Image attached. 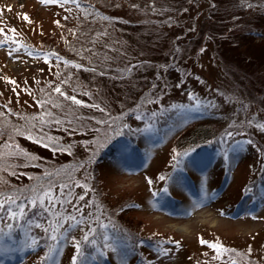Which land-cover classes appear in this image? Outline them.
Returning a JSON list of instances; mask_svg holds the SVG:
<instances>
[{"label": "rangeland", "instance_id": "1", "mask_svg": "<svg viewBox=\"0 0 264 264\" xmlns=\"http://www.w3.org/2000/svg\"><path fill=\"white\" fill-rule=\"evenodd\" d=\"M138 2L147 9L144 16L151 17L143 26L119 27L113 18L110 28L104 19L95 20L100 9L110 17L121 11L139 23L141 16L132 11ZM82 7L95 8L93 16L83 19ZM154 23H161L157 30ZM80 26L90 29L88 38H80ZM0 29V192L23 196L19 188L33 183L26 174L40 173L42 180L31 184L27 197L48 192L52 200L49 204L45 198L42 205L37 200L33 207L20 197L17 203L25 204L26 215L19 220L5 215L0 221V264H35L53 245V259L43 264H73L76 242L83 251V243L91 248L95 257H78L77 264H131L138 252L148 264H213L218 256L201 243L212 237L247 253L255 259L252 264H264V183L254 188L255 206L247 202L250 187L239 194L264 163V0H0ZM113 29L117 41L105 38ZM98 38L106 41L93 48ZM124 43L131 49L126 52L136 54L128 58L119 50ZM54 47L58 53L41 52ZM74 62L97 63L101 72L74 69ZM56 88L85 103L66 100ZM34 96L49 103L44 107L51 117L34 112ZM87 102L109 109L112 131L125 129L135 135L136 144L110 149L95 169L96 186L89 184V164L61 184L58 162L88 153V135L81 130L85 123L79 121L82 111L91 109ZM20 116L30 128L26 124L7 139L4 127L16 128L23 122ZM148 123L159 131L158 138ZM108 126L100 127L105 133ZM196 127L215 136L226 130L219 150L184 157L169 169L174 142ZM26 129L31 137L21 134ZM17 146L50 171L36 163L23 168L21 178L15 176L12 167L22 155ZM159 172L165 179L154 182ZM132 199L133 206H119ZM69 216L82 223L62 219ZM99 219L119 222L117 229L109 226L100 235ZM57 221L62 227L53 233ZM89 229L94 235L85 241ZM129 229L141 237L167 235L173 244L157 251L137 245L128 241ZM32 240L36 251L29 246Z\"/></svg>", "mask_w": 264, "mask_h": 264}, {"label": "trees", "instance_id": "2", "mask_svg": "<svg viewBox=\"0 0 264 264\" xmlns=\"http://www.w3.org/2000/svg\"><path fill=\"white\" fill-rule=\"evenodd\" d=\"M91 5V4H90ZM95 9V8H94ZM93 10L91 9H86L84 7H82V12H83V19H87L91 16H93L94 13H92ZM99 9V8H98ZM140 10V11H138ZM92 11V12H91ZM132 11H134L136 15L138 16H141V21L138 23H135V22H131V18L130 17H127L125 16L124 14H120V12H116V14L114 13V15H110L107 14V13H104L102 10H98L96 11L97 14L95 15L98 19H96L95 17V20H105V23L107 25L110 26V28H113L112 26V23H110L111 19H115L113 21V25H119L122 26V27H128V28H135V26H141L143 24V20L145 19H149L150 16L148 17H145L144 14H143V11L147 13V9L146 11L142 9L140 3L138 2L137 4H135L133 6V9ZM141 12V14H140ZM153 13L156 14V12L154 11ZM159 14L161 15L162 13L159 12ZM121 16V18H118L117 20V16ZM180 15V14H178ZM153 16V15H152ZM154 18H152V20H158L159 17H155L153 16ZM151 18V17H150ZM91 21V20H89ZM130 23H133V24H130ZM144 25V24H143ZM142 25V26H143ZM161 25V23H154V28L157 30V27ZM100 27H96V29H99ZM105 28H108L105 26ZM79 31H81L80 33V38L81 37H84V38H88V34H90V29H88L87 26H84V27H81L79 29H77ZM114 30V29H113ZM115 32V33H114ZM86 33V34H85ZM74 34H76L78 37V32H74ZM109 35V36H108ZM116 35H118L117 33V30H114L113 32H111V35L110 33L109 34H106L107 37L105 38H110V40H115L117 41V37H115ZM105 38H98L100 40H98L99 42L96 43L97 46H93V48H102V44L103 42L106 41ZM79 40V39H77ZM109 41V39H107ZM102 42V43H101ZM121 42V41H119ZM122 43V42H121ZM125 49H130V47L124 43V47L122 48L121 45L119 44V50L125 52L127 54V57L130 58L131 55H135V54H130L129 52H126ZM44 50H47L48 52L50 50H52L53 52H57V49L54 47V48H45V49H41V52ZM131 50V49H130ZM49 54V53H48ZM50 55V54H49ZM83 57V56H82ZM85 68V70H90L92 71V73H96L98 74L99 72H101V69H99V65L96 63H93V66H86V65H81L77 62H74V69L76 68ZM98 68V69H97ZM101 68V67H100ZM35 95V94H34ZM39 97V94L36 95ZM35 97V101H37V110H34V112L38 111V113L41 111L43 116L42 118L45 119V118H48V117H51L49 116L48 113V109L46 107V110H45V107L47 104L49 105V103H46V105L43 103L45 102H41L40 100H38V98ZM69 96H72L71 94ZM33 97V98H34ZM75 97V96H74ZM77 99V97H76ZM85 103V102H82V104ZM88 103V102H87ZM84 104V107L85 105ZM93 104V106L91 105ZM97 103H88V106L91 107L90 110L88 111H82V115H81V118L79 121L81 122H84L85 123V128H82L81 127V130H83L84 132H87V141H89V147L91 146H96L95 149L94 147H92V149L90 150L89 152V147L87 148L88 150V153H81V154H72L71 157L67 160H60L58 162V166L56 167L57 171L56 172H59L60 174V179L57 178V182L61 183L62 184V181H64L67 176H69L71 173H73L74 171H77V170H80L82 168V166H84V168L86 169L87 165L89 164L90 167H91V174L93 173L92 177L89 179V184H92V185H95L96 186V180L97 178L95 177L96 176V168H97V165L99 163H101V161L103 160V157H105L107 155V153L110 151V149L112 147H115L118 143H121V144H136V137L135 135L129 133L128 131H123L122 134H115L112 130L115 129V128H111L113 125L110 124V120H106V117L111 114L112 112L107 109L106 111H103L102 110V107L101 109L99 110L98 109V106H96ZM87 108V106H86ZM100 108V107H99ZM45 111V112H44ZM103 111V112H102ZM40 112V113H41ZM44 112V113H43ZM100 112V113H99ZM37 113V114H38ZM106 114L105 115V118H101L100 117V114ZM77 116H80V115H77ZM140 117L142 118V115L140 113ZM101 118V119H100ZM20 120L23 121L20 125L19 124H16L18 126H16V128H8V127H4V135L7 137H9L10 134H18L20 132L18 131H21V127L22 126H26L27 122L24 120V117L23 116H20ZM105 120V121H104ZM78 121V120H77ZM107 122V124H109V126L107 127L108 130L105 131V133L103 132L104 130L101 129L100 126H102L104 129H105V126H107V124L105 123ZM24 123V125H22ZM150 125V129H151V132L156 136V138H158L160 136L159 134V131L157 129L154 128V125L152 123H148ZM28 125V124H27ZM15 126V124H14ZM28 127L30 128V126L28 125ZM111 131H110V130ZM27 130V129H26ZM210 130V129H209ZM209 130L207 129H201V127H196L195 129H191L189 131H187L184 135V139L180 138V139H177L173 146H172V149H173V152H172V155L170 156L169 160L167 161L168 164L172 163V165L170 166L169 169H172L175 165V163L177 162H183V158L184 157H198V156H202L204 153H205V156L208 154V152H211L210 154H212L213 150H219V147L220 145L223 143V141L221 139H223L222 137L225 135L224 132H226V130H221L223 132H221L218 136H215L217 135L216 133L214 134V132H210ZM28 131V130H27ZM102 131V132H100ZM108 131V133H106ZM26 134L28 136L31 137V134L30 132H21V134ZM212 133V134H211ZM222 134V135H221ZM112 135V137H111ZM113 137H116L113 139ZM42 143L45 145H48L49 147L51 148H56L54 143L48 140H43ZM104 144V145H102ZM113 144V146H112ZM19 147L17 150L18 152H20V156L18 159H16V164H14V167H12V169H14L13 172L14 174H17L15 176H17L18 178H21V174L25 173L24 172V169L28 166V165H31V164H35L36 163L38 164V162H36L34 159H31L27 157V151H22V147L20 146H17ZM135 148L137 149L138 147L135 146ZM74 155V156H73ZM27 157V160H25ZM25 158V159H23ZM1 160L3 161H6V159H3L1 158ZM37 168H40L41 171H47L49 172L50 171V166L47 165V167H45L44 165H36ZM24 168V169H23ZM174 169V168H173ZM15 171V172H14ZM95 171V172H94ZM43 173V172H41ZM70 173V174H69ZM188 173V172H187ZM159 173H155L154 175V179L153 181L154 182H158L159 181ZM54 175V174H53ZM256 177L245 183L244 187L240 190L239 194H242L246 191V189L248 187H250V196L248 197V203L250 204H253L255 202V198H254V188L258 185L260 186H263V183H264V163L263 165H261V168L257 171L256 173ZM48 177H50L49 175H47ZM71 176V175H70ZM27 178V180L29 182H33L31 184H33V186H36L37 184H39V180H42V174H36V175H28L26 174L25 176ZM45 182V181H44ZM44 182L42 184H44ZM31 184H27L25 185L24 187H20L18 192H24V195L23 196H20L21 198H25L28 196V193H27V189L31 188L32 189V185ZM31 189H29V191H31ZM245 194V193H244ZM21 200H25V199H21ZM135 203V199H132L130 202H128L127 200L119 203V206H133V204ZM121 204V205H120ZM135 206V205H134ZM119 207V208H121ZM35 214H32L31 216L33 218H36L34 217ZM102 221V222H101ZM119 223V222H118ZM118 223H115L111 220L109 221H104L102 219H99L98 220V225H97V229L99 231H102L100 233V235H104L106 232L108 233L109 231V226H111L112 228H116V225ZM102 225V228H100V226ZM120 228V227H119ZM117 229V228H116ZM128 232H130L129 234V239L128 241L129 242H132V243H136L137 245H140V246H148L149 248H152L154 249L155 251L157 250H160V249H163L165 247H167L168 245L166 244H173L171 240V238H169L167 235H161L160 237H152L153 235H149V236H145V237H141L142 235H137L135 234L134 232H132V230H128ZM147 238V239H146ZM41 240V239H39ZM205 245H206V248L212 250L215 252V256L217 255L219 258H217V260L215 259L213 264H216V263H221V264H252V261L255 260L253 258H251L250 256H248L247 253H243V252H239V250H236V252H234V249H231L229 247V245L225 244L224 242H222L219 238L216 239V238H209V239H204L203 240ZM14 242V241H12ZM175 243V242H174ZM36 245V244H35ZM35 245L33 246L34 248V251L38 250L37 247H35ZM125 245V244H124ZM126 245H128V242L126 243ZM209 245H218L219 247L218 248H213V247H210ZM86 246H84V243L82 245V248L84 249L85 253L86 254H90L89 256L91 257H94V253L92 251L91 248H85ZM235 248V247H234ZM237 249V248H235ZM141 253L138 252L137 255H136V260L133 261V263L131 262V264H145V261L144 260H141ZM250 257V258H249ZM42 262H44V259L42 261H39V262H36L35 264H42ZM108 264H113V262H111L110 260L108 261Z\"/></svg>", "mask_w": 264, "mask_h": 264}, {"label": "snow or ice", "instance_id": "3", "mask_svg": "<svg viewBox=\"0 0 264 264\" xmlns=\"http://www.w3.org/2000/svg\"><path fill=\"white\" fill-rule=\"evenodd\" d=\"M42 3H46V2H62V3H68L69 0H41ZM10 10V9H9ZM24 19L27 21L28 20V17L25 15L24 16ZM3 30L0 29V32H2ZM11 31H15L14 29H12ZM16 49H13V51H15ZM11 54V53H9ZM11 83H15L14 81H10ZM55 91L63 96L66 100H69L71 102H73L74 104H77V105H80L82 102L78 99H76V97L74 96H69L67 95L65 92H63L60 88H56ZM191 98V97H190ZM47 146V145H45ZM242 149V146L241 145H238L237 148L235 150L239 151ZM160 180H164L165 177L161 176L159 177ZM149 184H151V181L149 180ZM166 191V190H165ZM47 198L48 201H49V204H52V200H51V197L49 196V193L48 192H45L39 196H36L35 198H32V197H25L24 199L27 201V203L31 206H35L36 205V202L37 200L40 201L41 205L43 204L44 202V199ZM80 199H83V197H80ZM20 200V197L18 196H13V195H5L4 193L0 192V221H3L5 219V215L7 216L8 219L10 220H19L21 217L25 216L26 215V211H25V204L23 202L21 203H17V201ZM13 205H15V209H13ZM54 206V204H53ZM48 210V209H46ZM79 211V209H77ZM64 220H72V221H75V223L78 225L80 223H82V221H76V218L75 217H65V218H62ZM37 227H39V225H36ZM72 225L70 224L69 227H71ZM8 227H11V225H8ZM59 227H62V224H60L59 221H57V227L53 228L52 231L53 233H55ZM2 229H0V233H2ZM47 231V230H46ZM90 235H94V232L92 229H89V232L86 233L84 236H83V239L85 241H89V236ZM51 239L53 241H56L58 239V237L53 234L51 236ZM91 242V241H90ZM37 243L36 240H32V243L31 245H29L30 247L32 245H35ZM201 243H206L204 242L203 240L201 241ZM210 247H213V248H218L219 246L218 245H209ZM74 247L76 249V255L73 256V264H77V259L78 257L81 258L82 260H87L89 258V255L90 254H85V252L81 249V246L79 244V242H76L74 244ZM105 247H110L108 244L105 245ZM115 250V249H113ZM0 251H2V249H0ZM57 251V248L55 245L51 246L50 249H49V252L48 254L44 257V260L47 261V260H51L53 259L54 257V254L56 253ZM214 258H219V257H214ZM92 259H95V257H92ZM43 264V262H42Z\"/></svg>", "mask_w": 264, "mask_h": 264}, {"label": "bare ground", "instance_id": "4", "mask_svg": "<svg viewBox=\"0 0 264 264\" xmlns=\"http://www.w3.org/2000/svg\"><path fill=\"white\" fill-rule=\"evenodd\" d=\"M231 187H233V184L231 185ZM181 228V227H180Z\"/></svg>", "mask_w": 264, "mask_h": 264}]
</instances>
